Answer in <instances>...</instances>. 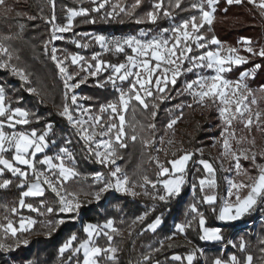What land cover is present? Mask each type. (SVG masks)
I'll return each mask as SVG.
<instances>
[{
	"label": "trees",
	"instance_id": "obj_1",
	"mask_svg": "<svg viewBox=\"0 0 264 264\" xmlns=\"http://www.w3.org/2000/svg\"><path fill=\"white\" fill-rule=\"evenodd\" d=\"M104 1L105 7L98 12L92 9L98 7L102 0H97L96 3H92L91 0H6V5L0 8V42L9 48L13 56L9 62L18 70L24 71L30 81L29 84H24L11 72L0 71V87L4 89L5 103L12 110L19 109L29 113V123L21 127V130L43 134L50 129L48 136L50 147L35 160L53 156L66 145L71 149L74 158L72 168L77 176L63 184L66 195L71 193L92 198L102 190L105 183L95 182L91 177L103 171L106 181L109 178L108 171L95 163L94 157L80 142L78 134L66 119L57 113V110L64 108L67 99L64 83L58 76L50 51L53 24L46 21H52L54 17L55 25L64 26L69 21L67 15L70 10L88 11V16L73 19V27L65 42L54 43L60 59H65L69 73L75 76L74 81L80 82L84 81L86 75L71 62L72 55L81 54L91 65L96 63L92 60L95 55L102 64L112 66L127 63V58L131 56V50L127 46H124L120 53L114 49L105 50L96 43L94 36L121 34L130 37L136 36L141 30L158 34L169 30L173 24L186 22L194 17L199 18L201 15V12L197 11L199 5L197 0H183L180 8L169 7L170 3L174 5L175 0H164L163 9L170 12V18L164 17L161 13L155 24H136L134 23L136 19L145 18L154 10L152 6L157 0H141L140 6L134 11L132 6L136 0ZM115 5L124 8L125 13L133 11V15L120 13L118 9L114 12ZM109 14L113 18L110 19ZM213 15L211 26L205 25L199 33L206 39L215 38L223 48L231 49L239 48L242 40H250L254 52L258 53L264 49V14L248 4L247 0L232 5H229L227 0H218ZM6 37L11 39H5ZM72 39L75 43L71 41ZM76 43L83 47H76ZM200 43L203 44V41ZM192 48V55L195 57L217 49L214 45L199 51L196 50V46ZM243 53L248 63L234 67L228 77L231 80H238L243 73L252 72L259 65V69L253 71L254 75L247 83L260 109H264V59L258 55ZM111 73L110 70H105L103 74L85 80L80 87L86 105L93 113L100 114L106 124L110 122L109 115L100 113L99 109L116 102L119 97V93L112 85L104 84ZM195 77L193 72L182 74L175 86L168 85L162 94L165 98L163 102L155 98L161 94L154 91L153 98L146 101L147 110L133 101L125 113L123 142L126 147L117 146V149L123 158L122 165L131 183H141L145 177L151 182L157 181L159 172L150 160L152 148L145 147L149 140L162 136L172 137L181 143L183 148L180 150L181 155L185 151H194L198 147L209 145L212 135L218 136L217 131L211 133L208 124L197 119L194 100L184 91L185 83L193 81ZM98 84L104 86L97 87ZM152 105H155V108ZM153 112L155 118L152 116ZM201 115L213 125L216 124V114L211 108ZM174 119H177V123L169 128L168 125ZM111 120L116 123L115 119ZM188 121L190 122L186 128L180 126ZM262 133L260 134L254 127L247 131L250 138L255 141L264 138V131ZM132 136L136 137L135 141L131 139ZM196 158L197 156L193 154L191 170ZM208 160L214 164L217 173V202L214 205L206 204L198 211L203 215L207 228L221 230V240L214 243H207L201 239L202 231L198 216L189 209L195 204V198L190 194V182L183 188L181 195L168 197L166 201L155 204L140 195L128 198L107 192L99 203L82 201L79 223L73 221L61 224L58 222L66 217L61 213L60 199L55 192L45 188L42 197L24 200L25 205L37 209L38 212L28 211L27 207L20 208L19 202L26 187H17L21 183L20 178L4 171L0 182L11 183L7 188H0V229L8 222L17 225L21 217L31 218L35 223L30 230L18 232L15 237L0 230V243L14 249L0 250V264H82L81 253L73 256L71 251L61 254L59 250L72 237L76 238L72 249L87 240L83 229L85 223L102 225L109 221H112L116 228V232L111 234L112 241L109 243L107 239L100 238L98 244L102 248H115L116 254L113 260L101 257L102 264H186L185 258L193 254L195 255L193 264H214L216 260L230 263L232 256L236 257L239 264H246L248 256L253 258L252 264H264L262 243L264 200L259 201L249 214L242 216L238 221L222 222L219 219V212L225 197L224 175L214 159ZM31 181L33 179L29 178V182ZM150 192L152 195L156 194L153 188ZM48 208L52 209L51 214L47 212ZM13 209H16L15 214ZM142 214H146L144 222L128 233L130 225ZM158 218L162 219V225L155 232L145 230ZM253 222L255 223L248 227ZM175 225L186 226L184 236H173ZM241 245L243 251L240 250ZM107 255L106 253L105 256ZM173 256H180L182 259L174 261Z\"/></svg>",
	"mask_w": 264,
	"mask_h": 264
},
{
	"label": "snow or ice",
	"instance_id": "obj_2",
	"mask_svg": "<svg viewBox=\"0 0 264 264\" xmlns=\"http://www.w3.org/2000/svg\"><path fill=\"white\" fill-rule=\"evenodd\" d=\"M92 3H96L97 0H91ZM183 0H175L174 5L169 4V7L180 8L181 3ZM218 2V0H207V6L211 11H205L202 7L198 8L197 11L201 12L199 18H192L189 21H186L180 24L178 27L174 29V43H170L166 40L162 39H153L148 42H140L135 38H129L126 40H113L107 41L104 37L97 36L94 37L97 44H99L102 48L106 45H110L114 48L115 52L120 53L123 51L124 46H127L132 50L134 56H129L127 58V63L119 64L118 66H112L108 64H102L98 60L97 56H93L92 60L97 61L95 68L91 64H88L87 68L83 66L80 67L81 71L90 72L91 75L95 76V74H103V71L110 70L113 75H111L107 80L104 81V84L112 85L113 87L116 86L117 82H127L129 78L135 77L132 81V86L127 90L117 89L119 92L118 100L114 103H110L104 107L99 109L100 113H108L109 120L113 117L119 120V126L110 125L107 127L102 135L111 137L112 133H116L115 139H109L107 142L100 144L96 143L95 147L97 149L103 148V152H96L97 163H104L105 166H108L109 163L115 164V159H109V157H116V149L113 145H119L120 148L126 147V145L122 142L123 138L125 137L124 127H125V118L124 113L128 112L130 105H132L133 101L136 104L140 105L143 109L147 110L148 104L146 101L150 98H153V91H155L161 95L155 97L156 99H160L163 102L162 94L166 91L167 85L171 83L175 86V82L178 79L179 75L184 74L182 66L186 61H190L189 67L186 69V72H193L194 69L198 68H209L212 69L216 74L211 78H199L191 83H187L185 85V92L191 95L197 103H200L202 106H205V100H210L212 103H216L217 100L219 104L223 107L219 109L220 116L224 118V123L227 128H231V121L236 120L237 116L243 118L245 114H248L247 121L244 122L242 119L241 122L244 123L246 128H251L253 125V120L258 122L261 117L260 114L257 113L254 117L251 115V110L244 105V97L241 93V89H244L243 81L252 75V72H245L241 75L240 80L236 83H230L225 79H222V74L225 72L231 71V67L229 66H239L240 64L248 63L247 59L240 57L238 55H234L237 50L236 49H229V56L227 58H221L220 51H208L206 54H201L195 58L190 57L188 54L193 51L191 45H196V50L199 51L201 49L207 48L209 45H219V41L215 38L208 40L206 37L200 33L201 28L205 25L209 27L213 23L214 20V5ZM243 0H227L229 5L233 3L240 4ZM141 0H136L134 3L133 11L135 8L140 6ZM247 3L253 5L257 9L262 11L264 14V0H247ZM6 5V0H0V8H3ZM164 0H157V2L152 6L153 11L149 12L145 18L136 19L134 23L142 24V23H152L155 24L159 15L162 13L164 17L171 16L169 11L163 9ZM105 7V3H100L98 7L93 8L92 11L98 12ZM119 10L120 13H125V9L120 7V5H115L113 11ZM133 11H128L125 13L126 15H133ZM88 11L80 10V11H70L68 19L69 21L73 20L75 17L80 16H88ZM109 18H113L111 14H109ZM53 24V32L52 36L53 39H56V33L60 32H68L72 29L73 25L69 22L65 27H56L54 23V17L52 21H46ZM22 27V26H21ZM199 34V35H194ZM141 35H145L141 33ZM5 39H11V37H6ZM203 41V44L200 43ZM75 43V41H73ZM244 47V51L251 54V55H258L260 58L264 59V49L260 50L258 53L254 52L251 45L252 42L250 40L241 41ZM76 47H83V45L76 43ZM222 48V46H220ZM56 49H52V60L56 63L57 68L60 70L62 77L64 78V87L66 89V93H71L74 91L75 88H78L80 84H71L70 81L75 79V76H71L67 74V69L62 67L63 61L57 62L56 57ZM0 69L10 70L13 75L18 77L24 84H29L30 81L26 76L25 72L22 70H18L17 68L13 67L10 63L5 61H11L13 59L12 54L9 51V48L5 46L3 42H0ZM71 61L73 64L79 65V62L82 61L84 58L79 56H72ZM151 61H155V65L151 64ZM228 65V66H226ZM162 66H168L164 68ZM259 65L256 66L255 70L259 69ZM133 69H136L134 72ZM179 70V71H178ZM157 73H162L163 78H156L153 81V77ZM171 75V79H168V76ZM83 82V81H81ZM104 84H98L97 87H103ZM138 85V87H137ZM230 89L231 91H226ZM35 93V90H32V94ZM251 95V93H248ZM231 97V98H230ZM68 99V96L65 97ZM71 103L76 104L77 97L71 96ZM255 103V101H252ZM234 106V111L233 107ZM155 108V105H152ZM191 107V105H189ZM134 110V109H133ZM87 111V110H86ZM63 117L72 125V127H77L80 125V128L83 129L82 138L88 141L89 143L92 142V136L94 135H101L100 133L92 132L91 134L88 132L87 129L84 128L85 121L81 120H73V116L69 111V107L66 104L63 108L62 112ZM29 113L20 110H11L7 106H5V95L4 89L0 87V118L6 120L7 127H12L16 123L20 124H27L29 123L28 120ZM153 118H155V112L152 113ZM90 120L94 121L91 123L90 127L95 128L96 125L101 124V117L96 116L94 118H89ZM177 123L176 120H173L168 127L172 128L173 125ZM3 125H0V129H2ZM50 127V126H49ZM154 127V125H153ZM48 135L47 132L44 133L43 136H40L38 139H35L37 134L32 132L31 134H24V133H15L11 136L6 135L3 130H0V175H3V169H7L8 172L12 174L14 177H19L21 183L17 185L19 188H25L26 185L28 190L22 193L21 200L19 202L20 208L27 207L28 211H36L37 209L24 204V198L26 197H33V196H43L45 189L41 186L47 185L48 189L55 192L60 199L61 205V212H72L78 209L81 205L77 201L75 195L69 193L67 195L62 196L63 184L67 183V181L75 176H77L76 171L66 166V160L64 157L67 158L68 161L72 160V156L70 153L67 152L66 149H61L62 156L57 157V162H54L51 158H45L39 160L38 163L41 165L47 166L48 172L53 173V175L59 176L58 179L52 181L49 176H47L44 172H37L36 171V161L35 157L37 154L42 152L44 148L47 146L45 144V137ZM230 135L226 132V136ZM234 138V136H233ZM131 139L135 141L136 137L132 136ZM254 145V141L252 142ZM148 144L145 143V147ZM223 148L224 154L228 155L231 154L234 159L244 158L247 159L248 157L241 154L240 157H237L235 153L231 152V146L229 144L228 139H224L223 141ZM14 152V155L11 158V161L4 158V153L6 152ZM253 162L255 161V153L251 154ZM192 159V154L185 153L180 158L169 161L171 165L172 171L169 172L167 168L157 162V167L160 169L158 174V178L162 176H176L177 173H183L186 170V166L188 162ZM202 164L205 172L210 177L209 179H202L199 181L200 184V191L204 192L205 187L211 189L215 187V181L212 177H214L215 173L212 166L204 161H200ZM24 166L30 172L22 171L20 167L16 166ZM237 169V174H241L240 165L237 163L235 165ZM121 169L116 167L111 173V178L113 182H108L106 186L101 190L100 193L94 196V199L99 200L100 195L103 192L109 190H116V191H123L125 194L134 195L129 191L128 187L129 180L126 176L121 177L120 175ZM31 174L34 182L29 183V175ZM95 179L98 182H103V176H97ZM249 183H240L234 184L231 180L228 181L230 187L235 189L236 191H229L228 196L229 198L235 196L234 203L230 204L227 201L225 202L224 207L221 209L219 213V219L224 222L228 221H235L242 218V216L249 214L250 211L257 205V203L261 200H264V166L259 167V174L256 178L249 177ZM11 181H4L0 182V188H7ZM143 183L145 185L150 184L151 182L144 178ZM184 183L182 178L179 179H170L163 183V188L166 191L165 196H153L152 199H159L162 201H166L167 197L169 196H178L180 194V189ZM54 185H59L61 190H57V187ZM151 186L156 188L157 185L152 183ZM131 187H136V185H132ZM241 190H246L247 195L243 198L239 194ZM69 197H71L69 199ZM203 202L208 205L216 204V196L215 195H205ZM43 207V205H41ZM191 211L196 213L197 216L200 217L199 219V227L202 231V240L206 241H219L221 240V235L217 230H208L205 226V220L203 215L197 212V209L193 206ZM47 212L51 214L52 209L48 208ZM16 213V209H13V214ZM145 217H140V221L142 222ZM34 221H28V224H33ZM58 223H64V221H59ZM161 221L157 219L155 223H153L148 231H155L156 228L160 225ZM104 228L110 230L111 232H116V229L113 228L112 222L109 221L107 224L103 226ZM186 226H178L176 231L183 234L185 231ZM5 234H10L12 237L17 235V228L13 226L11 222H8L6 226L2 229ZM30 229L26 228L24 223H21L19 226V231L24 232ZM85 232L87 234V240L79 244L78 247L71 249L72 255L76 256L78 253L83 254V264H98V260L101 257H104L107 253L106 259L113 260L116 249L113 247L101 248L96 245L95 239L98 236V230L93 226L89 225L85 228ZM75 237H72L71 240L65 244L59 251L61 254L68 252L70 250V246L75 241ZM111 236L108 237L109 243H111ZM27 242H25L26 244ZM264 243V241H262ZM0 250H13L9 249L7 245L0 243ZM241 251H243V245H241ZM159 251V249H157ZM194 254L188 255L185 259L187 264H193ZM172 259L174 261H181L180 256H173ZM247 264H252L253 258L248 256ZM232 264H239L236 260V257H231ZM214 264H221L220 260H216Z\"/></svg>",
	"mask_w": 264,
	"mask_h": 264
},
{
	"label": "rangeland",
	"instance_id": "obj_3",
	"mask_svg": "<svg viewBox=\"0 0 264 264\" xmlns=\"http://www.w3.org/2000/svg\"><path fill=\"white\" fill-rule=\"evenodd\" d=\"M197 2L199 4L198 8L202 7L205 11H211L208 8V6H207V0H197ZM258 2H259V0H257V3ZM102 3H105V1L102 0ZM216 4L214 5V11H215ZM80 10H83V9H79V10H75V11H80ZM70 11H74V10H70ZM213 14H214V12H213ZM68 16H69V13H68L67 17ZM72 21L73 20L68 21L67 24L69 22L72 23ZM182 23H184V22H182ZM182 23L173 24V26L169 30L161 32V33H158V34H153V33L141 30L136 36H130L129 38H135V39L139 40L142 43L143 42H148V41L153 40V39H162V40H166V41H168L170 43H174L175 42L174 41V36H175L174 29L176 27H178ZM66 25H64V26L55 25V26L56 27H65ZM70 31L63 32V33L57 32L56 33V37L57 38L53 39V36H52V41H51V46H50V51L51 52H52L53 48L56 49V53L55 54H56V57H57V62L63 61L61 66L65 67L67 69V74L68 75H71V74L69 73L68 68L65 65V59H60V54L57 52V47H56V45L54 43L55 42H65L66 39H67V35L70 33ZM141 33H144L145 35H141ZM194 35H198V34H194ZM94 37H97V36H94ZM94 37H93V39H94ZM71 41H73V39ZM242 41H244V40H242ZM193 46H196V45H191V47H193ZM214 46L217 47V49L214 50V51H220L221 52V58H227L229 56V49H231V48H223V47L221 48L220 47L221 46L220 43H219V45H214ZM244 47H245V45H243L241 43L240 47L236 49L237 52L234 55H238L240 57H243V58L247 59L245 54L243 53V52H245L243 50ZM251 47L253 49L252 45H251ZM188 55L190 57H192V58H195V56L192 55V52L189 53ZM72 56H79V57H83L84 58V56H82L81 54H76V55H72ZM131 56H134V53L132 52V50H131ZM0 59H2V58H0ZM5 62L10 63L9 61H5ZM96 63H97V61H96ZM96 63H95V65H96ZM155 63H156L155 61H151L152 65H155ZM88 64H90V63L83 59L82 61L79 62V65H77V64H74V65H77L78 68H80L81 66H83L84 68H87ZM189 64H190V61H186L183 64L182 68H183V70H185L184 73H186V69H187L186 67H189ZM95 65H92L93 68H95ZM226 66H228V65H226ZM162 67L167 68L168 66H162ZM229 67H231V70H232L234 67H237V66L233 65V66H229ZM57 70H58L59 78H61L63 83H65L64 78L62 77L60 70L58 68H57ZM0 71H2V72H5V71L11 72L10 70H4V69H0ZM133 71L135 72L136 69H133ZM83 72L86 75V77H85L83 82H81V81L80 82H75L74 80L70 81V83L73 84V85L80 84V86L78 88H75L74 91H72L71 93H66V89L64 87V93H65V95L68 96L66 104L69 107V111L72 114L74 121L83 119L85 121L84 128L87 129L90 134L92 132H96V133H100L101 135L92 136V142L89 143L88 141H86L85 139L82 138L83 129L80 128V125H77V127L74 128V127H72V125L67 120L66 121L71 126V128L78 134V138H79L80 142L83 144V146L86 148V150L94 157L95 163L98 166H100V167H104L106 172L108 171L107 174H108L109 180H107V181H106V175L103 173V171H99L97 174L93 175L91 177V179H93L95 182H98L95 179V177L102 175L103 176V182H101V183H105V185L103 186V188H104L108 182L111 181V182L114 183V181H112L110 173L116 167H119L121 169V173H120L121 177L126 176L128 178V180H129V184L126 187H128L129 191H131L132 193H135V194L134 195H129V194H125L123 191H116V190L113 189V190H109V191L103 192V194L100 195L99 200L94 199V197L91 198V197H87V196H85V197L84 196H76L77 201L80 203L81 206L78 209H76V210H74L72 212H68V213L61 212L66 217V218L61 219V221H64V222L78 221V223H79L80 222L79 221L80 220L79 209L83 206L82 201L86 200L88 202L99 203V202H101L103 196H105V194L107 192H110V193L115 194V195L123 196V197H128V198H135L136 196L140 195V196H143L144 198H146L147 200H149L150 202H152L153 204H155L157 202H162V200H159V199H155L154 200V199H152V197L153 196H157V197L165 196L166 195V191H165V189L162 186L163 183L168 181V180H170V179H179V178H182L184 180V183H183V185H182V187L180 189V194L179 195H181L183 188L185 186H187V184L190 182V185H189L190 186V194H192V196L195 198V204L191 205L189 209L191 210L192 207L194 206L197 209V212L201 214V212H199L198 210H199V208H202L204 205H206L203 202L205 195H215L216 196V201H217V189H218L217 173H216V170L214 168V164L208 159H214L217 162L222 174L224 175L223 179H224V184H225L224 185L225 197H224V199L222 201V204H221V209H222L224 207L226 201L228 203L232 204V203H234V200H235V196H233L231 198H229V196H228L229 191H233V192L236 191L235 189H232L230 187L228 181L231 180L234 184L249 183V179L248 178L249 177L256 178L258 176V174H259V167L260 166H264V163H261L262 160L264 161V138L262 137L260 140L255 141V140L251 139L250 136L247 134V131L249 130V128H246L244 126V123L241 122L242 119L244 120V122L247 121V117H248L247 113L245 114V117H243V118L237 116L236 120L231 121V128H227V126L224 123V118H222L220 116L219 109L221 107H223V106H221L219 104L218 100H217V102L215 104L212 103V101H210V100H205V106H202L200 103H197V101L191 95H189V94H187L185 92L187 95H189L194 100V104L196 105V108H195L194 111L197 112V114H198L197 119L202 121L205 124H208L209 131L211 133L217 131L218 132V136L216 137V136L212 135L211 143L209 145H207V146L198 147L194 151L193 150H190L189 152L185 151V153L192 154V159H193V154H195L197 156V158H198V159L197 158L195 159V165L192 166V170L196 169L195 172L194 171L192 172V170L190 169L191 168L190 162L192 160L191 159L188 162L187 166H186V170L182 174L181 173H177L176 176L169 175V176H162V177H159V178L157 176V181L156 182H151L150 181L151 183L147 184V185H145L143 182H141V183H131V181H130L129 177L127 176V174L125 172V169H124V167L122 165L123 158L118 153L117 146L119 147V145H113L115 147V149H116V157H114V158L113 157H109L110 160L111 159H115V164L109 163L108 166H105L104 163H97L96 152L97 151L103 152L104 149L103 148L97 149L95 147L96 143L103 144V143L107 142L110 138L114 140L115 136H116L115 132L111 134V137L103 136L102 133L110 125L119 126V120L117 118L113 117V119H115L116 123L114 122V120H109L110 121L109 124H106L104 122V120L102 119L100 114L93 113L91 111L90 107H88L86 105L85 99L81 95L80 87L85 82V80H87L88 78H95L96 76L101 75V74L97 73V74H95V76H93V75L90 74V72H85V71H83ZM103 73H104V71H103ZM193 73L196 76L193 81H195V80H197L199 78H211L212 76H214L216 74L212 69H209V68L194 69ZM229 73H230V71L223 73L222 74V79H225L226 81H228L230 83H233V84L240 80V78L238 80H231L228 77ZM111 75H113V73H111ZM253 75L254 74H253V71H252V75L250 77L246 78L242 82L243 85H244V89H241L240 91H241L242 95L244 97H246L245 100H244V105H246L251 110V115L254 117L257 113H259L260 117H261V119L258 122L253 120V125H252L251 128L254 127L257 130H259L260 134H263L262 132L264 131L263 130V128H264V109H260V106L257 103V100L255 99V97L253 96L252 90L249 88L248 83H247V80L249 78H252ZM180 76L181 75H179V77ZM158 77L163 78V74L162 73H157L152 78L153 81L156 78H158ZM134 79H135V77H131V78H129V81L123 82V83L118 81L114 88L116 90L117 89H121V90L127 91L132 86V81ZM168 79L169 80L171 79V75L168 76ZM193 81H191V82H193ZM191 82H186L185 85L187 83H191ZM168 85H172V84L169 83ZM168 85H167V87H168ZM185 85H184V91H185ZM137 87H138V85H137ZM152 91L154 92L155 89L153 88ZM226 91L230 92L231 90L227 89ZM248 93H251V95H248ZM71 96H76L78 98L77 101H76V104H72L71 103V99H70ZM162 99L164 100L165 98L162 96ZM252 101H255V103H252ZM5 106L10 108L9 105H7L6 103H5ZM232 107H233V111H234V106H232ZM210 108L212 110H214L215 114H216V124L215 125H213L210 121H208L204 116L201 115L203 112L207 111ZM15 110H17V109H15ZM20 111H22V110H20ZM62 112H63V109L62 110H57V113L60 116L63 117ZM124 115H125V113H124ZM96 116H100L101 117V124H98V125H96L95 128H92V127H90V125L94 121L90 120L89 118H94ZM174 120L177 121V119H174ZM190 121L185 122V123L181 124L180 126L182 128H186ZM7 123L8 122L6 120H3L2 118H0V125H3L2 129H0V130H3L5 132V134L9 135V136H11V135H13L15 133L31 134L32 132H35L37 134L35 139H38L40 136L44 135V133L43 134H39L36 131L30 132V131H25V130H21L20 129L21 127L27 125L28 123L27 124L16 123L12 127H7ZM125 125H126V122H125ZM46 132L48 133V135L45 137V144L47 146L42 151L43 153H45L50 147V144L48 143V136H49V133H50V129H48ZM226 132L229 133L230 135L226 136ZM233 136H234V138H233ZM224 139H228L229 144L231 146V152L235 153L237 155V157H240L241 154H243V155L247 156L248 158L244 159V158L241 157L239 159H234L231 154L225 155L224 154V148H223ZM124 140H125V137L123 138V141ZM253 141H254V145L252 143ZM146 143L148 144V147L152 148V156H151L150 160L154 164V166L156 167L158 172H160V169L157 167V162L159 164L163 165L165 168H167L169 170V172H171L172 169H171V165H170L169 161L176 160V159L180 158L182 155L185 154V153H183V154L179 155L180 152H181L180 150H183L181 143L176 141V140H174V138L169 137V136H162V137H159V138H156V139H151V140H149ZM61 149H66L67 152L71 154V156H72V160L71 161H68L66 157H64V159L66 160V166L72 168V164L74 163V158H73L72 151L68 147V145H66V146L60 148L59 150H57L54 153L53 156H45L43 159L51 158V159L54 160V162L58 163V160L56 158L63 155L61 153ZM252 153L256 154L254 162H253V159H252V156H251ZM13 155H14V152H11V151L10 152H6V153H4V158L11 161V158H12ZM35 161H36V165L35 166H36V171L37 172L46 173L47 176H49L52 181H55L56 179L59 178L58 174L57 175H53V173L48 172L47 166L39 164L37 160H35ZM200 161H204V162L210 164L212 166L213 170H214V173H215L214 177H212L214 179V181H215V187L211 188V189L205 187V191L204 192L200 191L199 181L202 180V179H205V180L209 179L210 177L205 172V170H204L202 164L200 163ZM166 163H167V166H166ZM237 163L240 165V169H241V174H239V175L237 174V169L235 167V165ZM14 166H16V165H14ZM16 167H20V169L22 171L30 172V170H28L24 166H16ZM0 168H2V166H0ZM4 171H7V169H3V174H4ZM1 176L2 175H0V177ZM29 178H32L31 174L29 175ZM33 182H34V180L29 182V183H33ZM152 183L156 184L157 187L153 188L151 186ZM132 185H136V187H131ZM41 186L44 189L48 188L47 185H43L42 184ZM54 186L57 187L58 191L61 190L59 185H54ZM152 188H153V190L155 189V193L156 194H154V195H152L151 192H150V189H152ZM27 190H28V187L26 185V190L25 191H27ZM100 192H101V190L98 193H100ZM98 193H96V194H98ZM239 194L243 198L245 195H247V191L246 190H241ZM63 195H66L64 190H62V196ZM33 197H40V196H33ZM169 197H173V196H169ZM174 197H176V196H174ZM70 198L71 197H69V199ZM59 199H61V197H59ZM24 200H25V198H24ZM105 202L107 203L108 201L106 200ZM142 216L145 217V219H146V214L140 215L130 225V227H129L128 231H127L128 233H131L134 229H136L138 226H140L144 222L145 219L142 222H139L140 221V217H142ZM158 219L161 221V223L156 228V230L162 225V219L161 218H158ZM199 219H200V217L198 216V223H199ZM28 221H34V220L31 219V218H27V217H21L20 222L17 225H13L14 227L17 228V233L21 232V231H19V226H20L21 223H24L25 227L28 228V229L32 228V226L35 223V221L31 225L28 224ZM107 223H103L102 225H92V224L85 223L83 225L84 231H85V228H87L89 225L93 226L94 228H96L98 230L99 234H98V236L95 239V243L99 247H100V245L98 244L99 239L100 238H105L109 242L108 237L111 236V234L113 233L110 230H108V229L103 227ZM253 223H255V222H253ZM112 225H113V222H112ZM150 226H148L145 230L149 229ZM178 226H183V225H175V226H173V230H174V235L173 236L174 237L175 236L182 237L185 234V231H184L183 234H181V233L176 231V228ZM113 228H115L114 225H113ZM155 231H150V232H155ZM24 232H26V231H24ZM85 234H86V232H85ZM111 238H112V236H111ZM111 241H112V239H111ZM72 247H73V243L70 246V250L69 251H71ZM199 252L202 254L201 251H199ZM81 255L83 256L82 252H81ZM194 257H195V255H194ZM103 258H106V256L103 257ZM185 263L187 264L186 259H185ZM98 264H102L101 263V258H99ZM221 264H232V263H222L221 262Z\"/></svg>",
	"mask_w": 264,
	"mask_h": 264
},
{
	"label": "built area",
	"instance_id": "obj_4",
	"mask_svg": "<svg viewBox=\"0 0 264 264\" xmlns=\"http://www.w3.org/2000/svg\"><path fill=\"white\" fill-rule=\"evenodd\" d=\"M101 37H104L107 41H113V40H126L129 39V37H125L121 34H101ZM107 49H114L110 45L105 46ZM254 223H251L248 225V227H251Z\"/></svg>",
	"mask_w": 264,
	"mask_h": 264
},
{
	"label": "crops",
	"instance_id": "obj_5",
	"mask_svg": "<svg viewBox=\"0 0 264 264\" xmlns=\"http://www.w3.org/2000/svg\"><path fill=\"white\" fill-rule=\"evenodd\" d=\"M43 154H44L43 152H40L39 154H37V156H39V155H43ZM37 156H36V157H37ZM36 157H35V158H36ZM40 197H42V196H40ZM26 198H38V197H26ZM26 198H25V199H26ZM216 202H217V201H216ZM207 205H208V204H207ZM220 211H221V208H220ZM219 213H220V212H219ZM235 221H238V220H235ZM222 222H224V221H222ZM228 222H234V221H228ZM205 227H206V226H205ZM206 229H208V230H217V231H219V233H220V235H221V230H220V229H217V228H216V229H210V228H207V227H206ZM203 241H204V242H207V243L218 242V241H206V240H203ZM219 241H220V240H219ZM232 257H233V256H232ZM194 260H195V259H194ZM194 260H193V261H194ZM230 263H232V262L230 261ZM246 264H247V263H246Z\"/></svg>",
	"mask_w": 264,
	"mask_h": 264
}]
</instances>
